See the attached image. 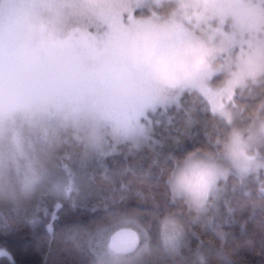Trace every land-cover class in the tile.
Listing matches in <instances>:
<instances>
[{
	"label": "clouds",
	"instance_id": "9594fccd",
	"mask_svg": "<svg viewBox=\"0 0 264 264\" xmlns=\"http://www.w3.org/2000/svg\"><path fill=\"white\" fill-rule=\"evenodd\" d=\"M105 6L100 0H39L38 21L62 37L76 28H97L95 13ZM216 7L224 15L210 11ZM134 20L179 26L169 41V53L180 52L171 72L189 102L178 109L177 123L186 133L198 114L208 118L201 144L159 161L160 179L181 204L185 227L177 231L172 221H155L153 246L163 253L201 209L219 208L226 200L258 216L264 234V0H158ZM249 62L254 72L246 71ZM198 86L230 89L221 96L230 119L201 103ZM28 87L36 93L0 87V216L9 218L63 196L66 169L132 143L86 85L42 77ZM180 90L164 87L162 94ZM138 133L140 140L150 137L152 126L141 125ZM75 182L85 178L77 172ZM212 252L211 246H198L178 264H204Z\"/></svg>",
	"mask_w": 264,
	"mask_h": 264
},
{
	"label": "rangeland",
	"instance_id": "374dc122",
	"mask_svg": "<svg viewBox=\"0 0 264 264\" xmlns=\"http://www.w3.org/2000/svg\"><path fill=\"white\" fill-rule=\"evenodd\" d=\"M157 2L100 0L106 6L95 13L100 22L97 28H76L61 37L53 36L44 24L39 23V0H0V87L6 86L11 92L23 89L28 94H35L37 90L28 85L42 77L63 80L73 85H86L97 103L108 110L115 127L126 139L132 140L128 144L129 151L150 145L152 134L143 140L137 138L140 126H153L155 117L159 115L166 116L160 120L167 126V109L178 108L185 100L183 85L171 72L173 63L180 58V52L169 53V41L178 35L179 26L171 21L145 23L134 20V11L151 9ZM210 11L217 16L225 13L221 7ZM45 33L48 35L45 36ZM246 71H255L252 62H249ZM164 87L181 90L174 95H165L162 94ZM198 91L209 111L224 120L230 119V114L221 103V96L230 89L213 92L207 87L198 86ZM195 123L201 124L197 118ZM176 132L191 138L189 130L185 133L184 129H176ZM120 144L102 154L91 156L76 166L75 170L66 169L64 195L58 198L65 199L74 193L77 200L82 202L97 195L98 189L92 181L91 171L100 166L107 156L119 152ZM77 172L85 178L81 185L75 182ZM39 206L32 208L30 213H36ZM206 210L201 209L200 212ZM6 218L0 216L2 221ZM120 222L139 228L133 219H122ZM112 229L83 237L97 264H120L124 260L107 249ZM142 235L145 236L143 232ZM140 252H143V248ZM0 255L10 256V253L0 246ZM135 256L130 259L133 260ZM139 258L137 256L135 259Z\"/></svg>",
	"mask_w": 264,
	"mask_h": 264
},
{
	"label": "trees",
	"instance_id": "16d2710c",
	"mask_svg": "<svg viewBox=\"0 0 264 264\" xmlns=\"http://www.w3.org/2000/svg\"><path fill=\"white\" fill-rule=\"evenodd\" d=\"M148 10H136L134 16ZM184 95L182 105L167 109V126L161 121L166 116L155 117L150 145L131 152L130 145L122 143L119 152L107 156L100 166L92 169L97 195L79 202L71 193L65 199L40 205L36 213L0 219V246L10 253V256L0 255V264L4 261L6 264H97L85 238L111 227L112 231L133 228L141 239L136 252L119 255L124 259L120 264H178L183 255L198 246L206 251L208 246L213 249L211 259L205 255L204 264H264V234L259 217L242 212L227 200L217 210L206 208V212H199L163 253L153 246L155 221L162 218L166 223L172 221L177 231L185 227L179 219L183 211L181 204L160 179L159 161L201 144L208 129V118L200 113L197 120L201 124L194 123L188 129L191 138L176 132L183 130L177 117L178 109L189 102V97ZM122 219H133L139 228L120 222ZM134 254L140 258L136 260Z\"/></svg>",
	"mask_w": 264,
	"mask_h": 264
},
{
	"label": "water",
	"instance_id": "95a60500",
	"mask_svg": "<svg viewBox=\"0 0 264 264\" xmlns=\"http://www.w3.org/2000/svg\"><path fill=\"white\" fill-rule=\"evenodd\" d=\"M140 245V236L135 229L121 227L114 230L108 237L107 248L115 255L134 253Z\"/></svg>",
	"mask_w": 264,
	"mask_h": 264
}]
</instances>
